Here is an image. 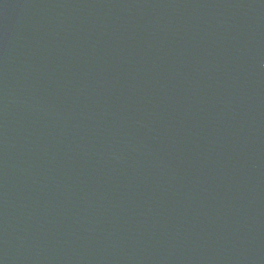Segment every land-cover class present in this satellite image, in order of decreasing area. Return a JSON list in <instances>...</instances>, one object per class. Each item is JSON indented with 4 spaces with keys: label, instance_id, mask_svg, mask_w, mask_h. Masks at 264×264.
I'll return each instance as SVG.
<instances>
[{
    "label": "water",
    "instance_id": "1",
    "mask_svg": "<svg viewBox=\"0 0 264 264\" xmlns=\"http://www.w3.org/2000/svg\"><path fill=\"white\" fill-rule=\"evenodd\" d=\"M0 264H264V0H0Z\"/></svg>",
    "mask_w": 264,
    "mask_h": 264
}]
</instances>
